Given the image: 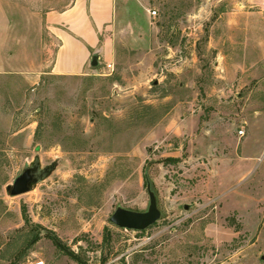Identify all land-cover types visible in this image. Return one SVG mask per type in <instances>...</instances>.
<instances>
[{"label": "rangeland", "instance_id": "rangeland-1", "mask_svg": "<svg viewBox=\"0 0 264 264\" xmlns=\"http://www.w3.org/2000/svg\"><path fill=\"white\" fill-rule=\"evenodd\" d=\"M72 1L46 0V9ZM21 4L31 23L33 3ZM249 6L119 0L110 62L83 75L45 73L36 84L20 71L5 74L0 264H264V47L246 48L243 33L233 40L227 26ZM37 32L24 33L34 39L25 49L33 61ZM45 39L49 65L47 28ZM193 51L191 71L163 77ZM35 160L49 174L9 195ZM148 181L161 218L143 231L113 225L118 206L147 210Z\"/></svg>", "mask_w": 264, "mask_h": 264}, {"label": "crops", "instance_id": "crops-1", "mask_svg": "<svg viewBox=\"0 0 264 264\" xmlns=\"http://www.w3.org/2000/svg\"><path fill=\"white\" fill-rule=\"evenodd\" d=\"M27 1L33 3L35 8L30 14L31 23L28 14L24 13L26 8L21 4L22 0H0V48L6 50L5 55L0 53V97L2 79L12 71H20L27 82L36 84L45 73L67 76L89 73L93 69L91 61L94 54L98 55L99 62H110L114 58L117 47L114 32L121 26L119 0H73L60 9H46V0ZM249 2V7L253 9L238 10L235 12L236 18L229 21L227 26L233 28L235 33L230 38L237 40L243 33L246 48L264 47V10H261L264 9V0ZM32 25L38 31L35 61L27 58L29 55L25 50L30 45L29 41L34 40L24 34L31 30ZM45 28L50 33V43L55 45L49 65L44 64V53L48 46ZM8 49L12 51V56ZM194 51L191 57H180L178 66L177 63L170 64L168 73L163 77L191 71L189 67L198 63ZM15 65L20 67L13 68ZM34 263L27 261L19 264Z\"/></svg>", "mask_w": 264, "mask_h": 264}, {"label": "water", "instance_id": "water-1", "mask_svg": "<svg viewBox=\"0 0 264 264\" xmlns=\"http://www.w3.org/2000/svg\"><path fill=\"white\" fill-rule=\"evenodd\" d=\"M99 64L98 55L94 54L91 65L96 67ZM157 83V82H156ZM50 168H42L40 162L35 160L31 165H27L15 178L13 184L7 186V192L11 196L29 192L33 185L41 182L48 174ZM149 193V205L145 211H137L123 206H118L110 216V222L118 228L125 230L143 231L154 225L161 218V210L158 207V200L155 191L152 189L150 182L147 184ZM63 251L72 257L77 258L76 254L56 241Z\"/></svg>", "mask_w": 264, "mask_h": 264}, {"label": "trees", "instance_id": "trees-1", "mask_svg": "<svg viewBox=\"0 0 264 264\" xmlns=\"http://www.w3.org/2000/svg\"><path fill=\"white\" fill-rule=\"evenodd\" d=\"M175 160V159H173ZM22 211L24 213V218L26 220V222H29V218H28V215H27V208L26 206L24 205L23 208H22ZM109 233H110V230H109V227H105V234H104V241L105 242H108L109 241ZM55 239V237H53ZM57 244V243H56ZM58 245V244H57ZM59 246V245H58ZM60 247V246H59Z\"/></svg>", "mask_w": 264, "mask_h": 264}, {"label": "built area", "instance_id": "built-area-1", "mask_svg": "<svg viewBox=\"0 0 264 264\" xmlns=\"http://www.w3.org/2000/svg\"><path fill=\"white\" fill-rule=\"evenodd\" d=\"M150 14H151L152 16H155V15L157 14V11H156V10H152V11H150ZM107 66H108V67H111L112 65L109 63ZM239 134L243 136V135L245 134L244 130H243V129H240V130H239ZM34 264H45V263H44L43 260H37V261H35Z\"/></svg>", "mask_w": 264, "mask_h": 264}, {"label": "flooded vegetation", "instance_id": "flooded-vegetation-1", "mask_svg": "<svg viewBox=\"0 0 264 264\" xmlns=\"http://www.w3.org/2000/svg\"><path fill=\"white\" fill-rule=\"evenodd\" d=\"M45 168V167H44Z\"/></svg>", "mask_w": 264, "mask_h": 264}]
</instances>
